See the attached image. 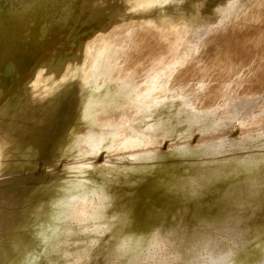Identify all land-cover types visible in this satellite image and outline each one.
<instances>
[{
    "label": "rangeland",
    "instance_id": "rangeland-1",
    "mask_svg": "<svg viewBox=\"0 0 264 264\" xmlns=\"http://www.w3.org/2000/svg\"><path fill=\"white\" fill-rule=\"evenodd\" d=\"M45 1L0 59V264H264V0Z\"/></svg>",
    "mask_w": 264,
    "mask_h": 264
},
{
    "label": "bare ground",
    "instance_id": "bare-ground-1",
    "mask_svg": "<svg viewBox=\"0 0 264 264\" xmlns=\"http://www.w3.org/2000/svg\"><path fill=\"white\" fill-rule=\"evenodd\" d=\"M32 1H34V0H31V2ZM9 2H11V1H9ZM40 2L44 3V2H47V1L42 0ZM50 2H52V1H50ZM22 3H24V2H22ZM27 3H29V2H27ZM27 3L20 4V7H18V9H15V10H12V11L11 10H7L8 11L7 13H4L2 15L0 14L1 16H3L0 19V59L3 58V55H5V53L12 52V53L15 54L14 60H16L15 62H13V65L11 63H8L5 66H3L0 63V68H1V65H2L4 67V69L6 70V72H8V71L11 70L12 66L13 67H17L19 69V71H20V72L19 71H17V72L20 73L21 75L23 73L26 74V72H27L26 66H28V63H29V61L31 59V58H29V61L28 60L27 61L24 60V57L27 56V55H25V53H26V51L28 49V44H27L28 41H27V39L29 37H31V36H35V38L39 37L38 35H40V33L42 32L41 29H38V26L40 25V22H43L45 19L48 21L49 18L53 17L52 15L49 17V8L45 7L46 4H42L41 3L42 5L41 4H39V5L36 4L35 5L34 2H32L33 4H30V3L27 4ZM12 5H13V2H12ZM25 5L28 7V9H27V7ZM13 6H15V5H13ZM0 8H1V6H0ZM0 12H2V11H0ZM28 57H26V59H28ZM24 61H25V63H24ZM4 69H2V70H4ZM43 72L44 71H42V74H43ZM16 76H17V74L15 75V79H17ZM0 86H2V85H0ZM2 88H3V86H2ZM1 92H2V90L0 89V93Z\"/></svg>",
    "mask_w": 264,
    "mask_h": 264
}]
</instances>
